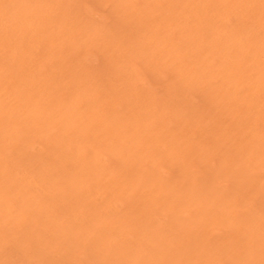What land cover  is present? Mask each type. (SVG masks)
Segmentation results:
<instances>
[{
	"label": "clouds",
	"instance_id": "clouds-1",
	"mask_svg": "<svg viewBox=\"0 0 264 264\" xmlns=\"http://www.w3.org/2000/svg\"><path fill=\"white\" fill-rule=\"evenodd\" d=\"M185 10L200 43L244 54L264 99V0H0V264H264V111L243 141L208 127L219 86L168 31ZM120 155L131 207L78 214L67 191L122 174Z\"/></svg>",
	"mask_w": 264,
	"mask_h": 264
},
{
	"label": "rangeland",
	"instance_id": "rangeland-1",
	"mask_svg": "<svg viewBox=\"0 0 264 264\" xmlns=\"http://www.w3.org/2000/svg\"><path fill=\"white\" fill-rule=\"evenodd\" d=\"M185 23H173L168 25V31L173 34L179 47H185L187 54L203 62L209 68V75L218 84L217 92L221 111L218 117L209 125L214 128L221 138L233 135L243 141L252 113L264 111V99L259 85L250 82L256 77L251 65L246 62L243 53L237 54L226 46L208 47L196 38L195 29L187 22L192 20V13L185 10L180 13ZM15 24V20L11 21ZM230 94L225 95V91ZM34 121L39 120V112L33 116ZM78 120H73L70 127H75ZM56 119L50 120V135L38 136L34 139L30 148L38 161L50 160L52 149L51 138L55 135ZM69 151L74 149L69 146ZM86 151V146L78 145L77 149ZM95 159L102 169H107L108 158L103 152H97ZM118 159L125 168L122 174L114 170L101 171L95 183L91 186L78 184L66 193V199L71 201L74 194H83L86 198L80 201L76 211L80 215H88L90 212L103 217L107 210L122 211L131 207L133 189L137 183L135 163L129 162L123 155ZM61 170L72 167L70 162L54 161Z\"/></svg>",
	"mask_w": 264,
	"mask_h": 264
}]
</instances>
